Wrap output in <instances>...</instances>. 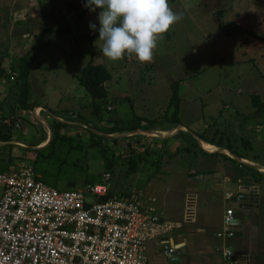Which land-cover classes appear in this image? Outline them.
<instances>
[{
	"label": "rangeland",
	"instance_id": "obj_1",
	"mask_svg": "<svg viewBox=\"0 0 264 264\" xmlns=\"http://www.w3.org/2000/svg\"><path fill=\"white\" fill-rule=\"evenodd\" d=\"M85 3L87 0H0V57L6 72L0 81V101L5 108L12 103L5 97L13 86L18 60L47 28L41 41L45 47L33 52L29 78L31 103L40 107L16 112L17 131L10 142L0 145L9 146L0 152V172L3 163L8 164V171L29 166L59 191L82 189L109 174L113 194L135 196L144 206L145 202L170 205L183 192L201 189V179H193L198 177L191 176L193 173L212 180L218 175L205 172L212 158L202 155L196 133L186 131L174 141L163 133L155 136L140 131L126 132L117 139H98L79 124L101 134L110 125L108 119L121 121L119 126L124 128L137 126L146 131L174 127L170 122L173 110L167 105L175 82L181 99L176 115L181 126L194 131L201 128L205 132L198 135L216 141L221 136L222 140L225 136L249 137L252 150L246 153L248 160L264 165V142L255 139L264 137V131L253 134L255 122L264 121L261 117L242 118L254 113L253 95L264 101V0H168L183 18L158 41L152 62L144 64L134 55L119 61L102 55L100 9L90 12ZM59 27H68L70 32L56 36ZM89 63L105 66L111 75L99 115L93 114V101L78 82ZM54 120L67 127L58 130L57 140L50 146L36 149L48 143V125ZM242 126L251 131H241ZM201 145L208 151L215 149ZM132 156L140 158L135 173L129 172L127 163ZM258 184V207L264 211V177ZM208 189L203 191L209 193ZM191 202L190 196L186 198L187 213Z\"/></svg>",
	"mask_w": 264,
	"mask_h": 264
},
{
	"label": "built area",
	"instance_id": "obj_2",
	"mask_svg": "<svg viewBox=\"0 0 264 264\" xmlns=\"http://www.w3.org/2000/svg\"><path fill=\"white\" fill-rule=\"evenodd\" d=\"M109 180L106 174L82 189L59 191L29 166L0 173V264H150L147 243L181 224L162 220L135 196L113 194ZM245 191L225 196L243 200ZM235 225L227 209L217 238H233ZM161 245L173 257L176 249L166 240ZM219 251L225 264L236 263L228 246Z\"/></svg>",
	"mask_w": 264,
	"mask_h": 264
},
{
	"label": "crops",
	"instance_id": "obj_3",
	"mask_svg": "<svg viewBox=\"0 0 264 264\" xmlns=\"http://www.w3.org/2000/svg\"><path fill=\"white\" fill-rule=\"evenodd\" d=\"M245 116H252V114L250 113L243 117ZM254 120L259 119L254 118ZM260 123V121L255 122L256 125L253 134L256 135L260 133L261 130L262 132L264 131V127ZM245 128L248 131L245 130ZM240 129L244 132L251 131L249 127L243 128L242 126ZM186 131L194 135L195 133L205 132V130H201V128L194 131L191 130L189 126L185 127L178 125L170 128L154 129L150 134L157 136L156 133H163L164 135H162L165 136L164 138L167 136L174 141V138H181V135L186 134ZM248 138L249 137H247V139ZM194 139H197V137H194ZM206 139V141L199 139L197 141L201 152H204L202 155L212 158V164L208 161L209 167L205 169V172H217L218 175L212 174L215 177L212 180L208 176L207 178H202L200 174H190L191 176H198L196 178L193 177V179H201V189L183 192L177 197L175 202H172L170 205L168 203H163L153 206L148 202L144 203L147 207H154L162 220L181 224L180 228H174L164 236L147 243L149 263L225 264L222 260L219 248L222 245H226L233 251L236 257L235 264H264V211H262V209L259 210L260 208L258 207V183L260 180H256L257 178L254 176L253 171L249 170L247 165H244L246 168L241 167L239 163L226 159L223 155L231 157L226 150L220 149L216 145H212L208 142L213 141L216 143L217 141L214 138L206 137ZM255 139L258 141L263 140L262 142H264L263 136H256ZM201 143L204 145L207 144L205 145L206 147H209V145L214 147V151L203 149ZM212 153L218 154L210 155ZM220 156H222L224 160ZM243 160L251 163L249 160ZM252 164L259 165L257 162H253ZM207 187L211 189L209 193L203 191V189H207ZM243 189L248 190L244 192V194L247 195L245 199L237 200L235 197L226 199L225 195L227 193L235 194L236 192L243 191ZM189 196L192 202L189 205L191 209L189 213H187L185 201ZM214 205L216 208H214ZM227 209H233L234 211L236 223L235 235L233 238L223 241L217 238L216 234L221 228L222 217ZM188 214L190 217L189 220L187 219ZM161 240L168 241V245L176 249L173 253V257L166 258L164 256Z\"/></svg>",
	"mask_w": 264,
	"mask_h": 264
},
{
	"label": "trees",
	"instance_id": "obj_4",
	"mask_svg": "<svg viewBox=\"0 0 264 264\" xmlns=\"http://www.w3.org/2000/svg\"><path fill=\"white\" fill-rule=\"evenodd\" d=\"M69 32H70V28L68 27L60 28L59 27L55 30V35L56 36L62 35V34L69 33ZM46 33H47V28L44 27L42 32L39 35H37V37L35 38V42L32 48L30 49V51H28V53H26L24 56H22L18 60L17 67L15 68V71H14L15 78L12 83L13 86L10 89L8 95H6L5 97L6 100L10 99L12 103L9 106H7V108H5L3 101H0V143H8L14 137V134L17 131L15 114L18 111V109L28 111L33 108L40 107L39 105L35 103L34 104L31 103V86L29 83V78L33 71L32 64L35 59V54L33 52L35 49L41 50L42 48L45 47V45H43L41 41H42L43 36ZM246 33L247 35L252 36L253 38H256V39L260 38L258 35L254 34L253 32L247 31ZM2 63H3V59L2 57H0V81L3 77L6 76V72L4 68L2 67ZM110 79H111V75L105 66L101 64L94 65L92 63H89L87 66H85L80 76L78 77L79 84L84 88L86 93L90 96V98L93 101L92 106H93L94 115H99L101 113V105L105 103V100L107 99V96H108V91H107L105 84ZM180 102H181V99L179 97L178 83L175 82L171 85V94H170L168 105H167L168 110L169 109L173 110L170 122L172 123V125H175V126L181 125L179 123V120H177V116H176L178 114ZM251 105L254 108V113L252 114L251 117H261L262 120L264 121V101H261L257 95H253L251 97ZM107 122L110 125L106 128L107 129L106 131H102L105 134L115 135V134H121V133H126V132L131 133L134 131L142 130L137 126H133L132 128H124L123 126H119L121 125V121H117V120L114 121L113 119H108ZM260 124L264 127V122ZM61 127H67V124L62 123L60 121H55V120L52 123H50V128L52 130L53 136H52L51 141L47 145V147L50 146L52 143H54L55 140H57L55 134L58 133V130ZM88 132L91 136L97 137L98 139L100 138L99 136L95 135L91 131L88 130ZM195 136L199 140H202V141L207 140L203 134H199V135L196 134ZM61 140H67L68 142L70 141L68 137H61ZM43 141L39 142V144L42 143ZM224 141L226 142V145L223 144ZM208 142H210L212 145H216L220 149L229 151L233 155H236L237 157L241 159H245V160H248L246 153L252 150L250 140H247L242 137H239V138L235 137L231 139L230 137L225 136V139L222 140V136H221L220 139L216 143L213 141H208ZM233 143L237 145L233 146ZM96 145H98V143ZM4 148L7 149L9 148V146L6 144L1 146L0 152ZM34 151H39V150H34ZM101 151L102 153H104L106 149L103 148ZM217 154L218 153H212L210 155H217ZM223 156L226 159L237 163L236 160L226 155H223ZM138 160H140L139 157L138 159H135L134 156L128 158L127 163L129 165L130 173L136 172L138 162H139ZM9 161L10 159L7 160V162ZM239 164L244 165L243 163H239ZM3 166L5 168L3 167L4 169L0 173L8 171V164L3 163ZM247 168L253 171L254 176L257 178L256 179L257 181L261 180V177H264V173H260L248 166Z\"/></svg>",
	"mask_w": 264,
	"mask_h": 264
},
{
	"label": "clouds",
	"instance_id": "obj_5",
	"mask_svg": "<svg viewBox=\"0 0 264 264\" xmlns=\"http://www.w3.org/2000/svg\"><path fill=\"white\" fill-rule=\"evenodd\" d=\"M84 7L90 12L100 9L98 39L110 61L134 55L141 64L151 63L158 41L183 18L168 0H87ZM90 28L96 30V25Z\"/></svg>",
	"mask_w": 264,
	"mask_h": 264
},
{
	"label": "water",
	"instance_id": "obj_6",
	"mask_svg": "<svg viewBox=\"0 0 264 264\" xmlns=\"http://www.w3.org/2000/svg\"><path fill=\"white\" fill-rule=\"evenodd\" d=\"M60 120V119H59ZM81 126H83L84 128H86L87 130L91 131L92 133H94L95 135L97 136H101V137H104V138H107V139H117L119 138L120 136H122L124 133H121V134H115V135H108V134H101L99 133L98 131H96L95 129H93L92 127H89L85 124H79ZM48 128H49V138H48V143L46 145H44L43 147H40V148H36V149H41V148H44L45 146H47L49 144V142L51 141L52 139V130L50 128V125H48ZM140 132H143V133H152V131H144V130H139ZM134 132H138V131H134ZM134 132H131V133H134ZM156 133V132H155ZM129 134V133H127ZM157 135L160 136V134L156 133ZM170 136V135H169ZM196 137V136H195ZM4 143H0V145H2ZM227 153L231 156V158H233L234 160H236L237 162L239 163H243L244 165H247L255 170H258V169H262L264 170V166H260V165H255V164H252V163H248V162H245L243 159L237 157L236 155H233L232 153H230L229 151H227ZM260 171V170H258ZM262 172V171H260Z\"/></svg>",
	"mask_w": 264,
	"mask_h": 264
},
{
	"label": "bare ground",
	"instance_id": "obj_7",
	"mask_svg": "<svg viewBox=\"0 0 264 264\" xmlns=\"http://www.w3.org/2000/svg\"><path fill=\"white\" fill-rule=\"evenodd\" d=\"M205 145H207V144H205ZM210 147V146H209ZM214 148V147H213ZM204 149V148H203ZM258 170H260V171H264V170H262V169H258Z\"/></svg>",
	"mask_w": 264,
	"mask_h": 264
}]
</instances>
